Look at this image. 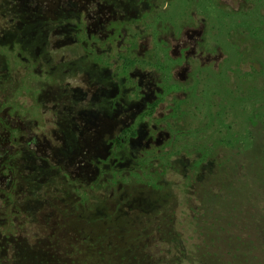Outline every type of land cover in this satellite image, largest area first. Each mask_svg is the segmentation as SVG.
<instances>
[{
	"label": "rangeland",
	"instance_id": "374dc122",
	"mask_svg": "<svg viewBox=\"0 0 264 264\" xmlns=\"http://www.w3.org/2000/svg\"><path fill=\"white\" fill-rule=\"evenodd\" d=\"M45 7L52 11L39 17L59 23L16 28L0 6V138L19 146L34 133L37 145L28 147L39 154L32 164L25 153L7 157L14 182L0 189V264H17V239L34 243L49 214L54 248L68 250L67 237L81 226L72 208L89 184L143 196L142 182H161L156 169L168 165L165 180L180 182L203 150L200 136L223 128L217 118L232 125L234 111L248 126L232 146L242 152L236 172L255 183L264 209V115H255L264 102L246 96L244 83L248 73L255 84L263 79L255 73L264 69V48L252 30L264 20V0H46ZM183 143L188 154L174 147ZM168 150L173 157L161 159ZM54 177L59 191L49 194L67 189L64 202L28 222L22 196Z\"/></svg>",
	"mask_w": 264,
	"mask_h": 264
},
{
	"label": "trees",
	"instance_id": "16d2710c",
	"mask_svg": "<svg viewBox=\"0 0 264 264\" xmlns=\"http://www.w3.org/2000/svg\"><path fill=\"white\" fill-rule=\"evenodd\" d=\"M41 2L38 0L40 5ZM256 23L252 31L260 38L262 50L264 20ZM260 74V84L253 83L249 73L244 83L249 89L246 96L264 102V69L255 76ZM231 113L232 125L225 121L228 116L217 118L218 125L224 122L223 128L215 125L209 133H201L198 146L203 150L187 165L180 182L165 180L163 175L172 172L168 165L169 169H156L161 182L153 178L142 182L143 196L129 186L120 192L112 183L108 188L112 190L99 192L96 185L89 184L72 208H78L74 214L81 226L75 235L67 237L68 250L54 248L49 214L44 216L47 232L41 235L35 228L34 243L30 244L25 236L17 239V264H264V209H259L257 203L261 193L254 188L255 183L241 182L236 160L242 152L232 150L248 126L238 113ZM225 145L228 150L219 152L218 148ZM174 147L186 154L190 148L186 143ZM171 155L169 150L162 151L160 158L169 159ZM204 157L211 158V166L203 165ZM55 178L34 182V192L22 196L20 213L28 222L36 221L33 212L45 207L53 210L64 202L67 189L60 191V197L49 194L50 188L59 191ZM6 205L11 207L12 202ZM180 207L185 211L178 217Z\"/></svg>",
	"mask_w": 264,
	"mask_h": 264
},
{
	"label": "flooded vegetation",
	"instance_id": "af4514ba",
	"mask_svg": "<svg viewBox=\"0 0 264 264\" xmlns=\"http://www.w3.org/2000/svg\"><path fill=\"white\" fill-rule=\"evenodd\" d=\"M41 5L38 3V0H0V6L3 8V10H5V12H3V17H8V22L9 24L13 25L16 28L19 27H26V24H30L34 25L37 24L40 26H44L42 24V22H47L45 26L49 25V26H54L57 23H59L60 19H55V18H42L39 17L38 12L39 11H52V8H46V0H44L45 2H43V0H41ZM67 1V3L71 4V0H65ZM58 6L59 4H57L56 6H54V8H56V11H58ZM61 10H63L61 8ZM34 17L36 19H34ZM38 29L33 28L31 29V31L38 33L37 31ZM3 42H5L6 37L3 36ZM31 136L27 138V140L25 141L24 145L20 144L19 146H15L14 144H10L8 138H0V189L3 190V192H7L6 190L8 188L12 187V184L14 182L13 180V176L11 171H8V175L6 173V161H7V157L10 156L11 154L18 156L19 153H25L24 158H27L26 160H31V164L32 162L34 163V159L37 162L38 158H39V154L36 153V155H34V152L29 151V147L28 145L34 144V146L37 145L36 141V137L34 133H30ZM18 148V149H17ZM21 150V151H20ZM25 151V152H22ZM23 157L20 156V160L24 159ZM80 169H84L85 165L82 161L81 165L79 164ZM35 167V169H37V165L33 166ZM75 167V165H74ZM6 195L3 194V198H5Z\"/></svg>",
	"mask_w": 264,
	"mask_h": 264
}]
</instances>
